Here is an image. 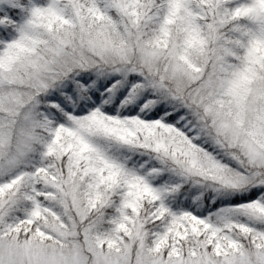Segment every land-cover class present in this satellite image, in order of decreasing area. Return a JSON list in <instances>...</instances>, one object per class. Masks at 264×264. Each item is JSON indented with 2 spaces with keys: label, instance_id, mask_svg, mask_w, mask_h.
I'll return each instance as SVG.
<instances>
[{
  "label": "snow or ice",
  "instance_id": "obj_1",
  "mask_svg": "<svg viewBox=\"0 0 264 264\" xmlns=\"http://www.w3.org/2000/svg\"><path fill=\"white\" fill-rule=\"evenodd\" d=\"M0 264H264V0H0Z\"/></svg>",
  "mask_w": 264,
  "mask_h": 264
}]
</instances>
